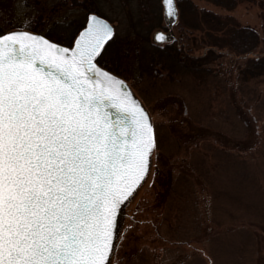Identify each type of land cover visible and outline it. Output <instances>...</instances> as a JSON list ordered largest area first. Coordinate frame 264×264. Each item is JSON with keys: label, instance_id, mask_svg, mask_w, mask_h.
Segmentation results:
<instances>
[{"label": "rangeland", "instance_id": "rangeland-1", "mask_svg": "<svg viewBox=\"0 0 264 264\" xmlns=\"http://www.w3.org/2000/svg\"><path fill=\"white\" fill-rule=\"evenodd\" d=\"M190 1L254 28L260 43L253 55L264 57V0H239L230 9ZM86 2L115 26L107 63L148 109L157 135L150 172L121 217L115 264H264V70L250 54L216 48L200 69L148 65L164 20L145 41L133 27L142 0ZM82 3L0 0V24L11 29L27 19L35 31L70 32ZM191 50L206 54V47Z\"/></svg>", "mask_w": 264, "mask_h": 264}, {"label": "snow or ice", "instance_id": "snow-or-ice-1", "mask_svg": "<svg viewBox=\"0 0 264 264\" xmlns=\"http://www.w3.org/2000/svg\"><path fill=\"white\" fill-rule=\"evenodd\" d=\"M162 5L174 23L175 0ZM114 35L94 10L61 34L0 27V264H115L157 135L107 63Z\"/></svg>", "mask_w": 264, "mask_h": 264}, {"label": "trees", "instance_id": "trees-1", "mask_svg": "<svg viewBox=\"0 0 264 264\" xmlns=\"http://www.w3.org/2000/svg\"><path fill=\"white\" fill-rule=\"evenodd\" d=\"M83 12L80 14L78 26L83 22L85 14L89 10H94L98 14L105 16L104 11L99 6L89 5L83 0ZM216 4L226 8H233L239 0H211ZM101 3V0H96ZM147 0H142L137 14V20L134 22V31L141 36L145 41H150V32L152 28L163 19V6L158 4L156 10H143L147 6ZM96 5V4H95ZM178 16L167 27L171 34V39L165 42L162 46L151 39V56H147L148 65L160 64L163 61L168 68L179 67L192 71L200 69L204 64L206 56L211 53H216V49L226 50L229 54L234 55H249L255 60L257 68L264 70V57L254 56L255 51L260 43L259 33L252 27L242 25L235 19L230 17H222L213 11L198 8L190 0H177ZM107 18V17H106ZM207 25V26H204ZM0 27H5L2 23ZM204 29V30H203ZM31 30L35 28L31 26ZM195 31H205L202 35L197 36ZM193 34V35H192ZM206 47L205 55H192L191 47ZM163 64V63H162ZM109 65V64H108ZM264 72V71H263Z\"/></svg>", "mask_w": 264, "mask_h": 264}, {"label": "flooded vegetation", "instance_id": "flooded-vegetation-1", "mask_svg": "<svg viewBox=\"0 0 264 264\" xmlns=\"http://www.w3.org/2000/svg\"><path fill=\"white\" fill-rule=\"evenodd\" d=\"M149 0H147V3H148ZM161 4H162V1H161ZM175 4L177 6V0H175ZM163 6V5H162ZM163 9V8H162ZM163 11V10H162ZM109 20V19H108ZM163 20L165 22V24H163V26L161 27L164 31L167 30V27L171 26L169 23H168V20L167 18L163 15ZM110 21V20H109ZM111 22V21H110ZM112 23V22H111ZM113 24V23H112ZM167 26V27H166Z\"/></svg>", "mask_w": 264, "mask_h": 264}, {"label": "water", "instance_id": "water-1", "mask_svg": "<svg viewBox=\"0 0 264 264\" xmlns=\"http://www.w3.org/2000/svg\"><path fill=\"white\" fill-rule=\"evenodd\" d=\"M166 18H167V20L169 19L168 17H166ZM176 18H177V16L175 17V19H176ZM110 23H111V22H110ZM113 26H114V25H113ZM114 28H115V27H114ZM157 31H158V30H157ZM157 31H156V32H157ZM154 34H155V33H154ZM170 36H171V35H170ZM153 37H154V35H153Z\"/></svg>", "mask_w": 264, "mask_h": 264}]
</instances>
